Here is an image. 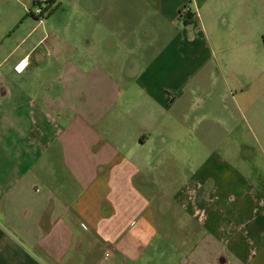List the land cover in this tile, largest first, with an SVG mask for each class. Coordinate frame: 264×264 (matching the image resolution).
<instances>
[{
	"label": "crops",
	"instance_id": "crops-1",
	"mask_svg": "<svg viewBox=\"0 0 264 264\" xmlns=\"http://www.w3.org/2000/svg\"><path fill=\"white\" fill-rule=\"evenodd\" d=\"M31 7L0 0L2 144L11 112L28 114L12 122L20 169L0 175V264H191L212 243L211 264H264V212L255 220L211 165L153 205L137 184L149 170L124 154L167 143L171 117L193 116L191 132L225 126L252 83L233 79L230 52L247 48L264 0H51L39 21Z\"/></svg>",
	"mask_w": 264,
	"mask_h": 264
},
{
	"label": "rangeland",
	"instance_id": "rangeland-1",
	"mask_svg": "<svg viewBox=\"0 0 264 264\" xmlns=\"http://www.w3.org/2000/svg\"><path fill=\"white\" fill-rule=\"evenodd\" d=\"M31 9L34 12L35 8L31 7ZM251 15H255L256 22L250 24L251 32L248 35L247 48L241 46L238 54L237 50H232L230 54H232L233 62L231 69L233 79L239 78L244 81L248 79L252 83L248 96H244L243 100L237 97L234 101L226 103L229 116L225 118V126L217 128L215 132L202 130L191 132L188 126H183L194 121L193 116L185 118L182 124L174 123L171 117L170 125L166 130L168 132L165 133L169 137L167 143L157 145L152 142L146 147L129 144V148L124 152L128 159L141 162V165L145 164L143 168L149 170L147 178L138 180L137 184L139 189L146 190V196L149 191L148 197L152 199L153 205L158 198L167 196L172 200L180 190L193 182L195 173L198 171L202 173L211 165L215 175H223L232 184L234 193H245L249 198L255 220L261 217V212H264V86H261L263 92L258 87L259 84H264V50L259 52L254 50V41L258 37L253 33L257 29L264 31V20L256 9L251 11ZM143 47L146 45L139 42L138 49L142 50ZM240 52L247 54V60H245V54L244 60L241 59ZM146 53H151V50H147ZM209 77L210 72L200 78L202 90H208ZM261 78L262 81H258ZM196 93L199 94V91ZM215 96L213 95L214 99ZM23 109H18V113L11 112V122L9 121L8 125L5 123L8 129L4 135V144L1 142L0 120V175L20 169L17 160L25 155L23 152L20 157H17L21 144H16L17 138L25 134L20 133L16 125H12L18 116V120L22 118L20 125L28 119L27 109L25 112ZM223 111L224 109L222 113ZM217 114L220 115L219 112ZM210 183L211 181L208 180L206 185L209 186ZM136 223L138 219L133 220V225ZM219 245L220 243H212V245L203 246L201 253L199 250L201 256L196 257V262L191 264L213 263L214 252L220 248ZM229 264H243V262L234 259L230 254Z\"/></svg>",
	"mask_w": 264,
	"mask_h": 264
},
{
	"label": "built area",
	"instance_id": "built-area-1",
	"mask_svg": "<svg viewBox=\"0 0 264 264\" xmlns=\"http://www.w3.org/2000/svg\"><path fill=\"white\" fill-rule=\"evenodd\" d=\"M33 7L35 8L33 15L34 17L39 21L42 19L49 11L50 6H51V0H32ZM185 9H181L180 15L183 14ZM25 64H22L21 62L18 63L16 66H14V70L16 72L22 71L24 68Z\"/></svg>",
	"mask_w": 264,
	"mask_h": 264
},
{
	"label": "trees",
	"instance_id": "trees-1",
	"mask_svg": "<svg viewBox=\"0 0 264 264\" xmlns=\"http://www.w3.org/2000/svg\"><path fill=\"white\" fill-rule=\"evenodd\" d=\"M182 16H183L182 17L183 24L187 25L191 23L193 14L189 10L185 12Z\"/></svg>",
	"mask_w": 264,
	"mask_h": 264
},
{
	"label": "flooded vegetation",
	"instance_id": "flooded-vegetation-1",
	"mask_svg": "<svg viewBox=\"0 0 264 264\" xmlns=\"http://www.w3.org/2000/svg\"><path fill=\"white\" fill-rule=\"evenodd\" d=\"M184 13H185V11L183 12V14H184ZM183 14H181V15L179 14V16H182Z\"/></svg>",
	"mask_w": 264,
	"mask_h": 264
}]
</instances>
